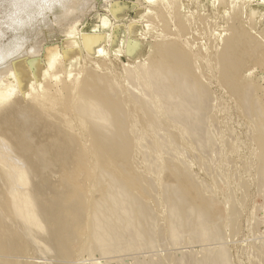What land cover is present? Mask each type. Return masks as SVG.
Segmentation results:
<instances>
[{
  "label": "bare ground",
  "instance_id": "1",
  "mask_svg": "<svg viewBox=\"0 0 264 264\" xmlns=\"http://www.w3.org/2000/svg\"><path fill=\"white\" fill-rule=\"evenodd\" d=\"M89 1L0 0V69L17 56L0 70V264H73L76 255L91 264H233L221 241L238 232L248 182L224 151L204 78L230 87L248 115H257L258 107L245 104L248 90L230 73L238 44L249 38L210 33L214 45L205 39L197 54L192 42L191 53L167 43L134 63L107 69L81 59V50L95 55L104 49L101 31L77 35V18L70 17ZM55 5L61 11L56 18L70 17L63 58L81 69L59 91L67 97L65 106L47 109L41 78L58 68L59 50L44 47L42 62L35 47L25 51L23 41ZM121 10L117 5L110 12ZM108 21L99 17L102 26ZM124 42L116 37L112 51L124 44L136 58L141 43ZM19 93L30 99L24 103ZM263 126L254 127L263 148L254 178L264 188ZM251 169L250 160L243 163L245 176ZM55 172L62 175L57 181L51 178ZM67 173L79 185L73 177L68 185ZM218 191L222 210L214 209ZM162 240L188 245L149 255ZM248 250L251 264H264V242ZM44 255L49 263L38 261Z\"/></svg>",
  "mask_w": 264,
  "mask_h": 264
},
{
  "label": "rangeland",
  "instance_id": "2",
  "mask_svg": "<svg viewBox=\"0 0 264 264\" xmlns=\"http://www.w3.org/2000/svg\"><path fill=\"white\" fill-rule=\"evenodd\" d=\"M218 1L219 0H90V3L84 11L80 12L78 10L70 17L75 15L74 17L77 18L75 24L77 35H80L82 32H92L93 30L96 32L101 31L100 33L104 34V49L102 51H99V53L95 55H90L84 50H81L80 53L82 55L81 59L84 58L85 63H88V61H96L104 64V67L107 69L127 64L135 59H143L144 56H147V53L148 56H150L152 52L163 48V45L167 43L175 42L184 48L187 53H191L189 45L192 42V47L195 49L194 54H197V47L202 46L198 44L204 43L205 39L208 41L209 45H214L210 40V33L220 34V31H222V33L224 32L222 37L235 35L240 39L249 38L250 43L238 44L236 48L238 52L237 65L234 69L230 70V73L235 76L237 86L248 90L250 100L245 104H248V107L251 109L253 104L258 107L259 113L257 115L251 113L248 115L244 106L238 101L237 94H232L230 87L219 83L216 78L210 75H206L204 79L208 81V91L212 94L211 107L216 117L217 127L223 132L222 136L225 139V142L222 144L224 151L228 159L233 160L236 165L235 168L238 167L240 169L242 176L248 182V188L237 222L239 224L238 232L235 233L234 239L233 236L225 238V241H221V244L227 243V246H225L229 247L228 250L231 252L230 255L233 264H251V258L248 257L247 254L249 251L248 248L251 245L259 246L264 242V188L259 187L254 178V169L258 162L257 155L263 151V148L257 146L258 142L255 140L257 133L254 127L255 125H259V123L264 125V0H249L244 4H240V0H225L222 3ZM117 5L120 6L122 10L115 16L110 11L113 6ZM60 12V7L55 5L52 11L47 15V19L45 18V21H41L38 25L37 22L34 25L35 27L33 26V29L32 27L28 29L31 32L27 30V33H24L26 39L23 41V48L25 51H28L29 48V50H31L35 47V50H37L36 56L41 59L42 62L44 61V47L56 46L59 50L60 58L57 63L59 69L57 67V70L50 69L46 71L48 74V76L47 74L45 75L47 79L45 77L41 78V81L45 80V84L39 88V92L45 89V97H43L46 102L44 105L47 109L49 107L63 108L65 106L67 97L64 92L59 91H63V89H61L63 83L70 82L81 69V63L73 62L72 65H69L67 60L63 58V51L65 49L64 43L69 34L65 26L66 21L70 17L56 18V16L58 17L60 15ZM103 15L109 18L105 26H102L99 22V17ZM131 23L134 25L133 29L128 27ZM94 25L95 28L93 29ZM202 34L204 37L201 36ZM119 36L122 38L123 42L125 41L126 43L129 40H138L142 45L140 47L141 49L137 51L139 56L137 55L136 58L129 56L125 52L124 44L120 49L113 52L112 44L116 37ZM80 53L77 58L81 57ZM22 56L23 54L20 57ZM26 56L28 57L29 55L24 54L23 57ZM16 57L17 56L11 57L12 59H10L13 61ZM10 59L8 60L9 62L7 61L6 64H4V68L1 67L3 69L0 70L5 71L11 66ZM8 63L9 65H7ZM71 70L72 74H69ZM31 91H34V93L31 92L32 94L37 92L34 89ZM19 94L24 103L30 99V95L24 96L25 98H23L22 93ZM13 96V99L17 97L15 94ZM253 99H255V102H252ZM248 160L251 162L252 169L251 174L245 176L242 172L243 163ZM78 171L75 169L77 176ZM58 172L52 173V176L56 174L54 178L51 177L52 180L57 181V177L59 175V177H62L66 171L62 172L61 170L60 173H63L62 175L58 174ZM72 172L74 173V170ZM71 175L66 183L69 185L70 179L73 177L75 185L77 182L76 175ZM68 185L64 184V186H67L69 189L70 187ZM76 185H79V182L78 184L76 183ZM68 189H66L64 193H70V191L67 192ZM262 190L263 192H261ZM217 193L213 199L214 209L222 210L223 205L221 201H223V197H221V192L219 193L218 191ZM219 200L221 201L219 202ZM261 238L263 239L262 241ZM253 241H255V243ZM256 242L260 244L258 243L257 245ZM155 244H159V246L157 245L153 248L154 250L151 249L152 251L149 255L152 253L159 255L160 253L159 256H163L166 254L164 252L168 251L171 254L175 249L178 251L181 249V251H183L188 245H175V247L169 245V247L167 240L158 241ZM188 247H190V250L191 247H195L194 249L192 248V250L195 251L198 249L193 244H189ZM147 250L144 249V251ZM177 250H175L174 253H176ZM79 256L80 255H76L74 257V263L84 264V262L87 261L85 264H91L86 257L82 256V259H80ZM40 258L41 259L38 261L44 262V260H49L46 259L49 258V255L45 257V259L42 257ZM47 263H49V261H47Z\"/></svg>",
  "mask_w": 264,
  "mask_h": 264
}]
</instances>
